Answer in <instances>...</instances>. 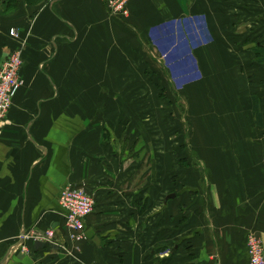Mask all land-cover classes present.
Masks as SVG:
<instances>
[{
  "label": "crops",
  "instance_id": "0c3cea01",
  "mask_svg": "<svg viewBox=\"0 0 264 264\" xmlns=\"http://www.w3.org/2000/svg\"><path fill=\"white\" fill-rule=\"evenodd\" d=\"M105 1L0 14V67L18 47L22 59L0 120V264H246L249 234L264 252V180L212 179L264 176V63L252 50L264 47V0H130L125 20ZM157 79L182 98L188 129L146 89ZM184 134L211 183L181 166ZM65 185L94 200L80 241Z\"/></svg>",
  "mask_w": 264,
  "mask_h": 264
},
{
  "label": "built area",
  "instance_id": "2783aa9c",
  "mask_svg": "<svg viewBox=\"0 0 264 264\" xmlns=\"http://www.w3.org/2000/svg\"><path fill=\"white\" fill-rule=\"evenodd\" d=\"M129 0H106L108 12L117 16H128ZM10 35L17 38L18 33L10 29ZM22 65L20 49H14L4 59L0 67V120L5 118V114L12 104V98L19 89L21 78L19 70ZM60 206L65 215V223L69 229L70 238L74 241H80L84 238V223L87 216L93 211L94 200L83 187L65 185L59 196ZM47 238L55 237L53 230L45 233ZM247 253L249 255L246 264H264L263 243L255 233L247 237Z\"/></svg>",
  "mask_w": 264,
  "mask_h": 264
},
{
  "label": "rangeland",
  "instance_id": "374dc122",
  "mask_svg": "<svg viewBox=\"0 0 264 264\" xmlns=\"http://www.w3.org/2000/svg\"><path fill=\"white\" fill-rule=\"evenodd\" d=\"M18 1V0H17ZM21 0H19L18 2H20ZM130 1V0H129ZM2 2H5V0H0V7L2 6ZM106 2V1H105ZM129 4V2H128ZM13 5H16L15 2L12 1V5L10 7H8L7 9V12L8 10L10 11L12 8H13ZM1 9V8H0ZM127 9H128V16H129V8H128V5H127ZM1 15H5V16H9L10 14H7V13H1ZM110 14V13H109ZM128 16H117L119 19L121 20H125L126 18H128ZM115 17V16H114ZM116 17V18H117ZM17 32V31H16ZM156 82H151L149 83V81H144L143 83H145L146 85V89L150 87V85H154L155 87H159V98L161 99L162 102L164 103H169L170 102V109H171V113H170V116L173 118L174 116L178 119L181 120V123H182V126L184 123L187 122V116H186V113L184 112V108H183V100L182 98L178 95V94H175V90L173 89V93H169L167 90H163L161 89V86L162 84H165V81H163L162 83V79H157L155 80ZM209 95H211V92H209ZM207 110L212 113V111H210V109H208L207 107ZM173 115V116H172ZM211 117V116H210ZM214 117V116H212ZM162 118H166L164 116H162ZM186 120V121H185ZM186 126V125H185ZM185 126H183V131L185 130ZM210 126H213L212 124H210ZM164 129V127H163ZM186 129H188V126H186ZM249 131V128H247L246 132L248 133ZM217 132V131H215ZM188 133V132H187ZM219 133V132H217ZM215 137V138H214ZM212 137V141L214 142V144L216 145V143H220V141L222 140L221 138L219 139L218 138V135ZM237 140H240L237 144L238 146H243V147H246L247 145L249 146L250 144V139L249 137L248 138H245V139H237ZM179 141H180V146H179V155H181V160H180V164L181 166H188V162L190 164V168L192 169V171L196 170L197 173H194V176L193 178L196 179V176H198V179H196L198 182V184H207V183H211V176L209 175L210 173L206 170H204L203 168V164L202 162L199 160V158L197 157V154H195V151H192L194 150L193 147L195 144H193V140L189 139V135H183V137H181V140L179 138ZM229 142V140H228ZM247 146V147H248ZM251 146V145H250ZM228 148H235L233 147V144H229L227 145ZM187 172V169L185 170ZM254 171V174L250 173V170L249 171H241L242 172V177H239L237 174H233L234 177H232V174L230 173L229 174V178H227L226 180L223 179V180H217L215 178H213L212 180H216L218 183H221V182H228V180L230 182H235V181H249V180H252V179H256V180H264V176L261 174V176L259 177V174ZM188 173V172H187ZM233 173V172H232ZM191 173H189V176H190ZM183 173L181 174V177H183ZM188 176V177H189ZM192 177L190 178H187L188 181L190 179V183L196 181L195 179H191ZM238 179V180H237Z\"/></svg>",
  "mask_w": 264,
  "mask_h": 264
},
{
  "label": "trees",
  "instance_id": "16d2710c",
  "mask_svg": "<svg viewBox=\"0 0 264 264\" xmlns=\"http://www.w3.org/2000/svg\"><path fill=\"white\" fill-rule=\"evenodd\" d=\"M12 1L16 3V5H13V8L8 12L7 9L8 7H10L12 5ZM19 1V0H18ZM17 0H5V2H2V6L0 7V12L1 13H14L17 11L18 5L20 4V2H18ZM25 3H27L28 5L31 4H37L40 3L44 0H21ZM252 50L253 53L255 54V57L253 59L254 63L260 64V63H264V47L263 46H259V44H253L252 46ZM259 99L257 98V96L253 95V104H252V110H253V115H254V119L256 124H258L259 126H261L262 124V114H261V110H259Z\"/></svg>",
  "mask_w": 264,
  "mask_h": 264
},
{
  "label": "water",
  "instance_id": "95a60500",
  "mask_svg": "<svg viewBox=\"0 0 264 264\" xmlns=\"http://www.w3.org/2000/svg\"><path fill=\"white\" fill-rule=\"evenodd\" d=\"M173 195L171 194V195H167L165 198L166 199H169L170 197H172Z\"/></svg>",
  "mask_w": 264,
  "mask_h": 264
}]
</instances>
